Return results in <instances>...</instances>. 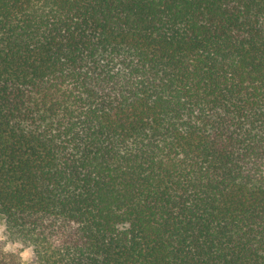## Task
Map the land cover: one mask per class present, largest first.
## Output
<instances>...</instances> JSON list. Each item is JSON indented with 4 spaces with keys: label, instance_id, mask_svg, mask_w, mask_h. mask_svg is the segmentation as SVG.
<instances>
[{
    "label": "trees",
    "instance_id": "trees-1",
    "mask_svg": "<svg viewBox=\"0 0 264 264\" xmlns=\"http://www.w3.org/2000/svg\"><path fill=\"white\" fill-rule=\"evenodd\" d=\"M0 215L30 264H264V0H0Z\"/></svg>",
    "mask_w": 264,
    "mask_h": 264
},
{
    "label": "rangeland",
    "instance_id": "rangeland-1",
    "mask_svg": "<svg viewBox=\"0 0 264 264\" xmlns=\"http://www.w3.org/2000/svg\"><path fill=\"white\" fill-rule=\"evenodd\" d=\"M4 228H5V222L4 218L0 215V242H6L5 236H4ZM7 249L11 251H21L24 264H30L32 260V252L29 249H22V246L16 243H10L6 242Z\"/></svg>",
    "mask_w": 264,
    "mask_h": 264
}]
</instances>
